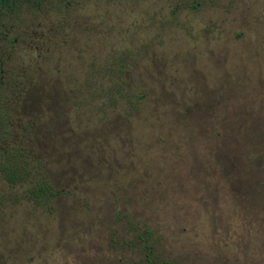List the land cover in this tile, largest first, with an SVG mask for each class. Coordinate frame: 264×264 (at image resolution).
I'll return each mask as SVG.
<instances>
[{"label": "rangeland", "instance_id": "rangeland-1", "mask_svg": "<svg viewBox=\"0 0 264 264\" xmlns=\"http://www.w3.org/2000/svg\"><path fill=\"white\" fill-rule=\"evenodd\" d=\"M9 22L0 264H264V0H45Z\"/></svg>", "mask_w": 264, "mask_h": 264}, {"label": "flooded vegetation", "instance_id": "flooded-vegetation-1", "mask_svg": "<svg viewBox=\"0 0 264 264\" xmlns=\"http://www.w3.org/2000/svg\"><path fill=\"white\" fill-rule=\"evenodd\" d=\"M45 0H0V54H8L10 48H12L15 38L13 37V27L9 22L10 17L13 14V10L21 5H42ZM68 6V2L64 3ZM4 18V20H3ZM0 59V85L2 84V69Z\"/></svg>", "mask_w": 264, "mask_h": 264}, {"label": "trees", "instance_id": "trees-1", "mask_svg": "<svg viewBox=\"0 0 264 264\" xmlns=\"http://www.w3.org/2000/svg\"><path fill=\"white\" fill-rule=\"evenodd\" d=\"M119 87L122 88L120 85ZM118 93H121V91H119ZM139 98L140 95L137 96V99ZM15 177H16L15 171L11 169L10 173L8 174V178L14 179ZM32 193L37 197L45 195L47 198H49V196L50 197L56 196L58 194V191H53L51 187L48 185L47 180L42 179V181L40 182H35L34 188L32 189ZM137 237L141 239V241H146L144 245L142 244V246L145 250V257L148 258L149 254H151L150 243L147 242L149 238V233L143 232V234H139L137 235Z\"/></svg>", "mask_w": 264, "mask_h": 264}]
</instances>
